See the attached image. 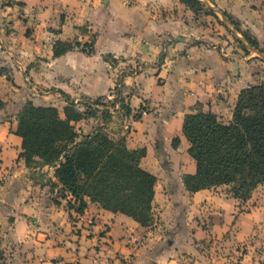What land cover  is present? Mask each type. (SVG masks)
Wrapping results in <instances>:
<instances>
[{
    "label": "crops",
    "instance_id": "obj_1",
    "mask_svg": "<svg viewBox=\"0 0 264 264\" xmlns=\"http://www.w3.org/2000/svg\"><path fill=\"white\" fill-rule=\"evenodd\" d=\"M200 1L227 12L264 43L260 0ZM5 2L0 0V66L7 70L0 75V225L14 239L34 241L25 264H182L184 255L199 254L201 240L230 230L249 199L235 198L226 185L187 188L184 177L196 173L197 164L183 123L198 104L230 120L259 60L226 59L184 0ZM86 45L94 51H85ZM62 47L68 50L56 55ZM114 95L115 106H105L112 114L109 128L125 136L130 149L145 148L140 165L157 176L149 226L89 198L83 212L67 205L71 195L53 201L55 168L38 166L36 179L20 156L17 116L28 101L56 106L64 116L69 101L86 110V102ZM99 108L98 126H104ZM91 118L74 124L89 133L97 127L83 128ZM239 215L245 221L255 214Z\"/></svg>",
    "mask_w": 264,
    "mask_h": 264
},
{
    "label": "trees",
    "instance_id": "obj_2",
    "mask_svg": "<svg viewBox=\"0 0 264 264\" xmlns=\"http://www.w3.org/2000/svg\"><path fill=\"white\" fill-rule=\"evenodd\" d=\"M199 1L184 0L190 7ZM244 35L258 49L257 43ZM67 50L56 48L55 54ZM84 50L94 51L91 46ZM6 71L0 66V75ZM102 98L86 102V110L69 101L64 116L56 106L28 101L17 116L16 132L23 138L20 156L28 167L34 162L55 168L56 184L61 186L63 197H72L68 200L70 208L83 212L89 198L149 226L155 220L152 209L157 176L140 165L146 149H130L125 136L116 139L102 126L84 133L74 124L86 116H97ZM4 105L0 96V109ZM198 106L186 114L183 123L189 153L197 164L196 173L184 177L187 188L197 191L226 185L235 198L248 200L253 190L264 185V82L240 91L228 121Z\"/></svg>",
    "mask_w": 264,
    "mask_h": 264
},
{
    "label": "rangeland",
    "instance_id": "obj_3",
    "mask_svg": "<svg viewBox=\"0 0 264 264\" xmlns=\"http://www.w3.org/2000/svg\"><path fill=\"white\" fill-rule=\"evenodd\" d=\"M5 3L11 2L12 0H3ZM188 5V4H187ZM189 6V5H188ZM259 6L264 8V0L259 1ZM190 7V6H189ZM195 14L194 19L195 23L198 26L209 27V35L207 38L210 39L215 45L220 49L223 56L226 59L234 58L236 56L251 58V60H259L260 69H257L256 66H251L249 72L255 78L252 80L253 84H260L264 82V43H261L257 40L256 36L250 32L245 26H240L239 22L235 19H230L231 26L229 27L228 23L222 18L220 13H215L213 8L208 7L206 4L201 1L193 3V7H190ZM208 14L218 16V20H215L214 17L210 15L211 18H208ZM219 14V15H218ZM212 19V20H210ZM233 22L237 23L241 27V31H238V34L241 38L246 40V44L235 35L232 30ZM212 23V24H210ZM244 33H247L253 41L258 45L257 51L254 50V45L248 42ZM210 36L213 38L211 39ZM248 68V67H247ZM251 84V85H253ZM95 100H90L89 102L93 103ZM101 105L104 110H109L105 106L112 107L115 104V95L114 97H103L101 99ZM202 109V105L198 106ZM106 123L103 128L108 130L109 134L119 139L123 137L122 134L117 133V129L109 128L110 120L112 119V114L104 112ZM98 118L96 116L87 120L83 124V128L88 130L90 124L98 126ZM227 121V120H225ZM116 127V126H115ZM119 133V132H118ZM31 168H34L36 171V176L38 179V165L32 162ZM42 182V181H41ZM45 183V182H44ZM46 183H50L49 181ZM51 184V192L53 193L52 200L58 203L63 202V191L60 185L56 183ZM228 192L231 193L230 187L226 188ZM68 199V198H67ZM68 201V200H65ZM67 205L69 206L68 202ZM235 220L230 226V230L226 233L217 235L215 237H208L200 241L198 245L199 254L197 255H184L182 257V264H264V185H259L255 190H253L249 203L245 205H240L237 210ZM242 212H251L255 214L254 218L249 216L248 220H242L239 214ZM9 229L2 228L0 225V264H25L31 256L26 254V250L34 247V241L24 238V239H14L10 238ZM199 243V242H198ZM197 258V259H196Z\"/></svg>",
    "mask_w": 264,
    "mask_h": 264
},
{
    "label": "water",
    "instance_id": "obj_4",
    "mask_svg": "<svg viewBox=\"0 0 264 264\" xmlns=\"http://www.w3.org/2000/svg\"><path fill=\"white\" fill-rule=\"evenodd\" d=\"M208 7H210V8H213L214 9V11H216L217 13H220L221 14V16H222V18L228 23V25H229V27L231 26V23H230V19L223 13V11H221V10H219V9H217L216 7H214L212 4H210L209 2H204ZM219 15V14H218ZM234 25V24H233ZM232 30L234 31V33H235V35L244 43V45L246 44V40L244 39V38H241L240 36H239V34H238V30H237V28H236V26L234 25V27L232 26ZM248 41V40H247ZM247 45V44H246ZM247 47H248V45H247ZM248 49H249V47H248ZM254 50H257V51H260V50H258V49H256L255 47H254ZM261 52V51H260Z\"/></svg>",
    "mask_w": 264,
    "mask_h": 264
}]
</instances>
